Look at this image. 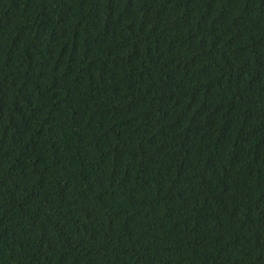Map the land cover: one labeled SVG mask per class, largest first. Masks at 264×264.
Segmentation results:
<instances>
[{"label":"trees","instance_id":"obj_1","mask_svg":"<svg viewBox=\"0 0 264 264\" xmlns=\"http://www.w3.org/2000/svg\"><path fill=\"white\" fill-rule=\"evenodd\" d=\"M0 264H264V0H0Z\"/></svg>","mask_w":264,"mask_h":264}]
</instances>
